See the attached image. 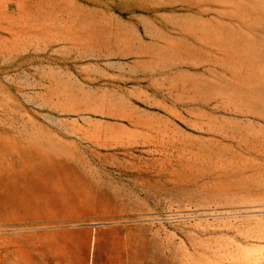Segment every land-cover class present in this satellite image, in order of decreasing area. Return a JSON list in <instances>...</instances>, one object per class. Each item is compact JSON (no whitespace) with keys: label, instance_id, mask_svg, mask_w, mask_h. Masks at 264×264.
<instances>
[{"label":"rangeland","instance_id":"374dc122","mask_svg":"<svg viewBox=\"0 0 264 264\" xmlns=\"http://www.w3.org/2000/svg\"><path fill=\"white\" fill-rule=\"evenodd\" d=\"M248 256L264 0H0V264Z\"/></svg>","mask_w":264,"mask_h":264},{"label":"bare ground","instance_id":"6f19581e","mask_svg":"<svg viewBox=\"0 0 264 264\" xmlns=\"http://www.w3.org/2000/svg\"><path fill=\"white\" fill-rule=\"evenodd\" d=\"M249 258H250V257L248 256V257L246 258V260H247V262H249V264H250V263L253 262V260H250ZM239 260H240V259H239ZM248 260H249V261H248ZM231 263H234V264H240L239 261H236V260H233V259H231Z\"/></svg>","mask_w":264,"mask_h":264}]
</instances>
